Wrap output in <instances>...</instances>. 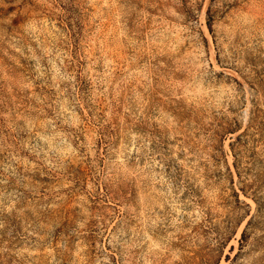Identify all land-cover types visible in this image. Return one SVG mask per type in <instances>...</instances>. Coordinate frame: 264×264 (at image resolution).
I'll return each mask as SVG.
<instances>
[{"label":"rangeland","instance_id":"1","mask_svg":"<svg viewBox=\"0 0 264 264\" xmlns=\"http://www.w3.org/2000/svg\"><path fill=\"white\" fill-rule=\"evenodd\" d=\"M258 105L264 0H0V264H264Z\"/></svg>","mask_w":264,"mask_h":264},{"label":"trees","instance_id":"2","mask_svg":"<svg viewBox=\"0 0 264 264\" xmlns=\"http://www.w3.org/2000/svg\"><path fill=\"white\" fill-rule=\"evenodd\" d=\"M211 9L209 10V25L212 28V23H213V19L211 17ZM255 116L251 117V121L249 123V126L246 128V130L240 134H238L236 140L234 142L231 143V147L235 152V164H236V168L238 171V174L240 176L241 181L243 182L242 185V190L244 191L245 194L247 195H253L256 200L259 203V210H261L262 208V201L260 200L261 198L264 199V194H260L261 193V189L263 187L264 184V174L262 172V170H260L259 172H251V166H249V161L244 162V157L246 156V152L251 151L253 149H251L250 146V137H255L253 139V142H258L261 140H264V121L260 120V118H263V114L264 111L262 110V108L258 105L257 106V110L254 111ZM236 130H234L233 132H238L242 129V127L240 126L238 129L234 128ZM251 131V132H250ZM257 135L259 136V138H256ZM250 148V149H249ZM254 154L252 155H248V157H251L254 161H257L255 154H257V152L253 151ZM244 163H247L244 166ZM262 169H264V165L261 163ZM180 170L182 172L183 168H180ZM253 170V169H252ZM180 171L179 175H182L183 173ZM253 175V176H251ZM251 176V177H250ZM235 192V196H236V200H237V204L240 206L242 203L247 204L245 201H242L240 198V192H238L237 190H234ZM236 212V211H235ZM250 210L248 209L247 211H242V212H238L235 214V217L233 220L230 221L229 227L227 232H224L221 234V236L219 237V243L220 246H225L226 242L228 239H230V234L235 232V230H237L238 226L243 222L245 216H247L248 214H250ZM252 223V220L249 221L248 225L246 226V228L243 230L242 233V238L241 240H247L248 237V226Z\"/></svg>","mask_w":264,"mask_h":264}]
</instances>
